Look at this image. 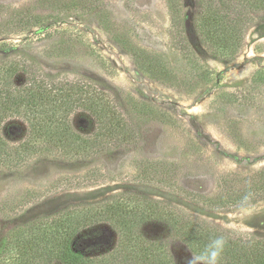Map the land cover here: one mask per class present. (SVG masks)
<instances>
[{
	"label": "rangeland",
	"instance_id": "rangeland-1",
	"mask_svg": "<svg viewBox=\"0 0 264 264\" xmlns=\"http://www.w3.org/2000/svg\"><path fill=\"white\" fill-rule=\"evenodd\" d=\"M198 8L197 0H0V59L24 58L32 69L131 96L160 115L142 122L139 143L130 149L86 163L41 158L18 170L0 168V247L28 220L122 192L162 201L223 230L264 235V201L216 212L177 190L134 181L142 162L171 164V185L212 198L234 174L264 170V14H256L240 52L220 59L196 36ZM129 51L158 61L172 80L139 72ZM26 131L17 118L3 126L10 145ZM95 231L101 233L97 247L114 244L109 227ZM141 233L165 242L175 264L194 256L164 224H147Z\"/></svg>",
	"mask_w": 264,
	"mask_h": 264
},
{
	"label": "trees",
	"instance_id": "trees-1",
	"mask_svg": "<svg viewBox=\"0 0 264 264\" xmlns=\"http://www.w3.org/2000/svg\"><path fill=\"white\" fill-rule=\"evenodd\" d=\"M197 2L196 36L220 59L234 58L240 52L246 31L257 20L256 14H264V0ZM171 12L180 26L177 11L172 8ZM185 48L190 51L188 45ZM129 52L139 72L151 79L172 80L168 69L155 59L144 56L142 51ZM156 116L160 115L149 105L131 96L121 97L88 81L32 69L18 56L0 59L1 169L18 170L41 158L86 163L102 154L130 149L139 143L142 122ZM13 118L22 120L27 131L22 140L10 145L3 126ZM173 167L142 162L134 181L177 190L183 199L216 212L264 201V170L234 174L219 194L207 198L171 185L168 176ZM150 223L166 225L192 255L198 254L215 235L223 234L228 243L220 264H264V235L223 230L135 192L71 204L28 220L5 236L0 264H175L165 242L148 239L141 233ZM102 225L116 236L114 244L104 249L97 247L101 233L95 231Z\"/></svg>",
	"mask_w": 264,
	"mask_h": 264
},
{
	"label": "clouds",
	"instance_id": "clouds-1",
	"mask_svg": "<svg viewBox=\"0 0 264 264\" xmlns=\"http://www.w3.org/2000/svg\"><path fill=\"white\" fill-rule=\"evenodd\" d=\"M227 243L225 235H215L198 254L191 256L186 264H220Z\"/></svg>",
	"mask_w": 264,
	"mask_h": 264
}]
</instances>
